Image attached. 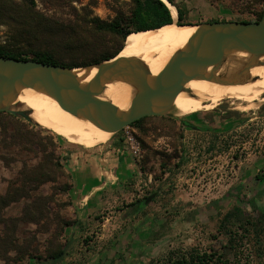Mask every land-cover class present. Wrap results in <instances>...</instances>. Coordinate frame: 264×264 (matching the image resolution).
<instances>
[{"label":"rangeland","instance_id":"374dc122","mask_svg":"<svg viewBox=\"0 0 264 264\" xmlns=\"http://www.w3.org/2000/svg\"><path fill=\"white\" fill-rule=\"evenodd\" d=\"M17 1H29L31 6L33 1L36 11L65 25L86 17L112 22L127 16L133 6L132 0ZM175 2L191 25L216 20L255 22L264 12V2L254 0ZM7 21L0 14V47L13 43V30ZM127 46L128 39L123 52ZM255 105L249 112H242L227 101L211 111L184 117L172 111L164 117L167 119L149 118L143 130L130 126L91 149L72 144L47 128L31 127L28 121L16 117L31 132L32 140L31 145L19 147L3 129L5 126L10 132L14 124L0 121V196H5L12 185L21 186L25 167L33 170L43 165L41 151L45 148L64 165L67 175L56 172L46 182L32 183L27 190L29 199H20L3 211L0 264L20 263L17 259L21 248L30 249L21 262L51 260L49 256L58 247L66 253L68 227L63 223L72 225L77 213L74 177L67 167L70 155L79 149L104 151L118 138L122 155L130 156L138 165L140 182L137 187L132 182L127 193L134 195L133 203L127 195L115 192L116 203L103 209L101 217H119L113 226L120 233L132 234L131 243L138 239L132 249L138 250L141 244L146 264H171L193 251L216 253L225 264H264V103ZM126 132L140 146L136 158L125 143ZM153 194L156 198L146 205L144 200ZM138 196L141 198L136 201ZM31 203L42 213L26 212ZM96 237L83 238V247L91 246Z\"/></svg>","mask_w":264,"mask_h":264},{"label":"water","instance_id":"95a60500","mask_svg":"<svg viewBox=\"0 0 264 264\" xmlns=\"http://www.w3.org/2000/svg\"><path fill=\"white\" fill-rule=\"evenodd\" d=\"M190 26L197 28L195 33L157 74L147 72L136 58L120 57L121 53L80 68L0 57V112L40 126L32 120L30 110H13L9 105L13 94L36 90L48 95L63 110L113 137L144 118L170 116L177 97L182 92L190 94L187 84L208 81L228 58L240 54L264 57V15L261 21L253 23ZM93 69H97L94 77L82 84L77 76ZM111 83L127 84L136 90L122 110L104 96L105 86ZM155 198L156 194L151 195L145 204L149 205Z\"/></svg>","mask_w":264,"mask_h":264},{"label":"trees","instance_id":"16d2710c","mask_svg":"<svg viewBox=\"0 0 264 264\" xmlns=\"http://www.w3.org/2000/svg\"><path fill=\"white\" fill-rule=\"evenodd\" d=\"M133 6L127 16L117 17L112 22L100 19H88L77 21L69 25L61 24L53 19L46 18L36 11L35 3L32 6L29 1L18 2L17 0H0V14L8 20V25L12 27L13 43L9 47H0V57L14 58L20 60H32L45 64L66 66L71 68L87 67L110 60L118 56L125 47L126 40L134 33L157 30L174 23L171 9L162 0H132ZM178 11V22L181 25H191L184 18L183 9L175 0H167ZM261 3L264 0H254ZM264 13V12H263ZM263 13L255 22L261 21ZM216 22H228L216 20ZM253 23V21H243ZM147 117L135 122L131 127L143 130ZM167 119V118H160ZM0 121L12 123L13 127L9 132L4 126L5 136H9L16 146L22 144H32L31 132L28 131L22 121L16 117L0 112ZM185 124V123H183ZM29 126L34 127L29 122ZM38 127V125H35ZM12 132V133H11ZM30 132V133H29ZM1 145V144H0ZM26 146V145H25ZM25 150L26 147H23ZM32 152L33 149H29ZM44 155L43 165L29 170L25 167L20 177V187L15 185L9 188L5 196H0V215L3 211L18 202L20 199H29L28 187L32 183L46 182L54 178L56 172L62 176H67L65 167L55 159L54 153L42 149ZM2 157H0V160ZM27 175H31L28 177ZM67 189H70L67 187ZM147 199V198H146ZM146 199L144 201H146ZM145 203V202H144ZM42 213V209L34 204L27 205L26 212L32 214ZM31 220H36L31 217ZM65 227L70 223H63ZM19 247H17V250ZM30 249L21 248L18 251V261H22L28 256ZM65 256L63 248L58 247L52 252L51 260H60ZM171 264H225L222 257L216 253L193 251L187 256H182L174 260Z\"/></svg>","mask_w":264,"mask_h":264},{"label":"bare ground","instance_id":"6f19581e","mask_svg":"<svg viewBox=\"0 0 264 264\" xmlns=\"http://www.w3.org/2000/svg\"><path fill=\"white\" fill-rule=\"evenodd\" d=\"M163 1L167 3L176 20L177 9L166 0ZM175 20L172 25L157 30L132 34L128 38L127 49L121 52L120 57L136 58L143 63L147 72L157 74L181 51L197 30L196 27L181 25ZM96 71L97 69L84 71L77 78L82 84L87 83ZM213 73L208 81H191L187 84L186 89L190 94L182 92L175 101L173 111L177 116L211 111L227 101L242 112H249L257 102L264 103V57L240 54L222 62ZM103 92L116 109L122 110L135 96L136 90L127 84L111 83L105 86ZM9 102L13 110H30L34 122L54 131L72 144L91 149L111 137V133L63 110L42 92L26 90L16 93L10 96Z\"/></svg>","mask_w":264,"mask_h":264},{"label":"crops","instance_id":"0c3cea01","mask_svg":"<svg viewBox=\"0 0 264 264\" xmlns=\"http://www.w3.org/2000/svg\"><path fill=\"white\" fill-rule=\"evenodd\" d=\"M120 145L118 138L104 151L93 153L79 149L71 153L67 167L74 177L77 213L73 215L75 222L65 232V256L57 261L28 260L18 264H146V252H140L141 244L138 250L132 249L138 239L131 243L132 234L120 233L113 226L112 222L116 223L119 217H101L103 209L116 203L115 192L127 195L132 203L135 201L134 195L127 193L132 182L136 183L135 187L139 185V168L130 156L122 155ZM94 234L97 237L92 244L97 240V246L91 244L84 248L81 240Z\"/></svg>","mask_w":264,"mask_h":264},{"label":"built area","instance_id":"2783aa9c","mask_svg":"<svg viewBox=\"0 0 264 264\" xmlns=\"http://www.w3.org/2000/svg\"><path fill=\"white\" fill-rule=\"evenodd\" d=\"M124 139H125V143L131 149V154L133 155V157L134 158L138 157V155L140 154V146L136 143L133 135H131L129 132H126Z\"/></svg>","mask_w":264,"mask_h":264},{"label":"flooded vegetation","instance_id":"af4514ba","mask_svg":"<svg viewBox=\"0 0 264 264\" xmlns=\"http://www.w3.org/2000/svg\"><path fill=\"white\" fill-rule=\"evenodd\" d=\"M185 124H187V123H185Z\"/></svg>","mask_w":264,"mask_h":264}]
</instances>
